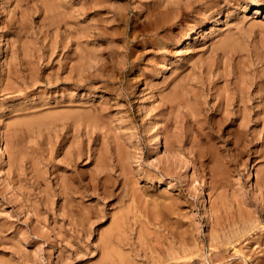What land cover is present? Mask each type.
<instances>
[{"label": "rangeland", "instance_id": "rangeland-1", "mask_svg": "<svg viewBox=\"0 0 264 264\" xmlns=\"http://www.w3.org/2000/svg\"><path fill=\"white\" fill-rule=\"evenodd\" d=\"M175 14H178L177 18ZM165 19L167 22H163ZM188 31L191 38L182 46H185L184 50H176V39ZM96 33L100 36L96 37ZM164 33L167 38H173L169 39V47L159 51L154 38ZM227 36H232L237 42L225 50L219 44ZM0 51V101L3 102L0 105V254L4 252L0 255V264H96L103 254L102 245H99L102 234L111 226L114 216L117 218L118 212L126 208L133 212L129 213L130 219L123 227L126 231L119 237L130 239L131 236V240L138 241V250L142 248L136 255L129 248L118 245V256L130 257L129 263L147 264L144 259L160 249L165 255L173 257L171 262L175 264L264 263V0H0ZM163 59L166 63L165 75L156 78L158 67L162 62L164 64ZM177 83H181L182 99L185 103L189 99L190 103L167 112L169 107L165 95L174 90ZM244 84L245 89L256 97L249 102L252 121L246 126V132H241L239 124L237 126L240 120L224 122L221 105L229 92L234 95ZM260 84L261 92L257 88ZM71 105L84 109L82 113L87 114L78 123L73 119L69 123L57 120L56 125L45 124L44 129L35 122V118L51 116L57 113L56 110L64 111ZM192 112H197L199 116L207 114V123L191 122ZM93 114L97 117L94 118ZM13 122L19 124L13 126ZM108 128L113 129L109 131ZM158 128L161 137L159 146L152 138ZM225 133L229 134V138L233 137L232 143L224 138ZM173 141H177L175 145ZM78 145L87 152L77 163L78 169L82 167L80 170L85 171L96 168L95 151L102 155L105 153L103 157L112 162L115 158L113 152L117 155L124 150V160L133 180L132 189L135 187L132 201L130 196L124 206L110 207L105 203L103 206L95 194L86 191L84 199L73 196L76 201L70 207L77 211V215L69 217L67 208L62 205L64 198L55 194L59 185L56 173L63 165L64 152L74 150ZM96 145L100 146L99 149ZM215 150L235 153L230 158H222L214 155ZM200 151L204 155L200 156ZM250 170L255 173L254 182L257 185L248 180ZM202 196L209 203L210 209L206 207L208 212L203 206ZM138 201L141 203L139 206ZM76 207H79L78 210ZM142 207L144 210L140 209ZM80 210L95 211L94 214L100 210L103 216L95 223H91L92 219L83 229L76 219ZM161 221L165 223L162 225ZM152 240L161 246L155 245ZM14 244L21 245L23 250L17 247V251ZM10 245L13 247L10 248ZM194 245L195 248H192ZM180 248L183 250L181 254ZM146 251L148 254L144 253Z\"/></svg>", "mask_w": 264, "mask_h": 264}, {"label": "bare ground", "instance_id": "bare-ground-1", "mask_svg": "<svg viewBox=\"0 0 264 264\" xmlns=\"http://www.w3.org/2000/svg\"><path fill=\"white\" fill-rule=\"evenodd\" d=\"M91 1V0H90ZM94 1V0H93ZM58 2V1H57ZM62 2V1H61ZM83 2V1H82ZM77 3H79V2H77ZM93 3V2H92ZM99 3V2H98ZM104 3V2H103ZM214 3V2H213ZM217 3V2H216ZM57 4V3H56ZM61 4V3H60ZM65 4V3H64ZM68 4H70V3H68ZM75 4V3H74ZM96 4V3H95ZM95 4L93 5V7H95ZM211 4V3H210ZM210 4H208L209 6H210ZM67 5V4H66ZM85 5V4H84ZM99 5V4H98ZM98 5H96V6H98ZM208 5H207V7H208ZM213 5H215V3L213 4ZM69 6V5H68ZM64 7V6H63ZM85 7H86V5H85ZM187 7V6H186ZM210 7H212V6H210ZM65 8V7H64ZM68 8V7H67ZM188 8V7H187ZM213 8H215V7H213ZM212 8V9H213ZM49 9V8H48ZM87 9H88V7H87ZM205 9H207V8H205ZM74 10H75V8H74ZM80 10V9H79ZM83 10V9H82ZM184 10H185V8H184ZM195 10V9H194ZM193 10V11H194ZM197 10V9H196ZM199 10V9H198ZM215 10V9H214ZM221 10V9H220ZM85 11V10H84ZM88 11V10H87ZM70 12V11H69ZM98 12V11H97ZM256 12V11H255ZM58 13V12H57ZM66 13V12H65ZM65 13H64V15H65ZM96 13V12H95ZM74 14V13H73ZM195 14H197V13H195ZM210 14H211V12H210ZM61 15H63V13L61 14ZM78 15H80V14H78ZM90 15V14H89ZM176 15V14H175ZM178 15V14H177ZM177 15H176V18H177ZM214 15V14H213ZM212 15V16H213ZM56 16V15H55ZM60 16V15H59ZM66 16V15H65ZM70 17V16H69ZM83 17V16H82ZM209 17H210V15H209ZM74 18V17H73ZM76 18V17H75ZM98 18V17H97ZM206 18V17H205ZM208 18V17H207ZM52 19V18H51ZM93 19H95V18H93ZM155 20H156V18H154ZM153 19V20H154ZM211 19V18H210ZM63 20V19H62ZM69 20V19H68ZM78 20V19H77ZM81 20V19H80ZM83 20V19H82ZM153 20H151V21H153ZM171 20V19H170ZM197 20V19H196ZM195 20V22H197ZM56 21V20H55ZM72 21H74V20H72ZM160 21V20H159ZM162 21V20H161ZM164 21H166V19L165 20H163V22ZM65 22H66V20H65ZM70 22H71V19H70ZM78 22H79V20H78ZM96 22H98V21H96ZM167 22V21H166ZM165 22V23H166ZM194 22V21H193ZM53 23H55V22H53ZM151 23V22H150ZM156 23V21H154V24ZM159 23V22H158ZM161 23V22H160ZM71 24V23H70ZM70 24H69V26H70ZM80 24V23H79ZM91 24V23H90ZM153 24V25H154ZM75 25V24H74ZM156 25V24H155ZM161 25V24H160ZM165 25V24H164ZM163 25V26H164ZM194 25H197V24H193V26ZM200 25V24H199ZM58 26V25H57ZM72 26V25H71ZM192 26V27H193ZM159 27V26H158ZM191 27V28H192ZM75 28V27H74ZM90 28V27H89ZM65 29H66V27H65ZM72 29V28H71ZM194 29H196V27L194 28ZM102 30V29H101ZM100 30V31H101ZM154 30V29H153ZM156 30V29H155ZM166 30V29H165ZM198 30V29H197ZM196 30V31H197ZM74 31H76V30H74ZM78 31H81V33H82V30H79V28H78ZM88 31V30H87ZM186 31V30H185ZM57 32V31H56ZM64 32H65V30H64ZM102 32V31H101ZM230 32V31H229ZM229 32H228V34H229ZM67 33H68V31H67ZM89 33V32H88ZM160 33V32H159ZM199 33V32H198ZM69 34V33H68ZM71 34V33H70ZM156 34H158V32L156 33ZM156 34H153V35H156ZM197 34V32H195V35ZM58 35V34H57ZM73 35V34H72ZM76 35V34H75ZM83 35V34H82ZM151 35V34H150ZM167 35V34H166ZM182 35V34H181ZM221 35V34H220ZM233 35V34H232ZM85 36V35H84ZM100 35L98 34V33H96V37H99ZM234 37H235V35H233ZM71 37V36H70ZM75 37V36H74ZM154 37V36H153ZM156 37V36H155ZM223 37V36H222ZM225 37V36H224ZM238 36H236V38H237ZM64 38H66V37H64ZM69 38V37H68ZM73 38V37H72ZM144 38V37H143ZM146 38V37H145ZM171 38V39H170ZM172 38L173 37H169V38H167L166 36H165V33L163 34V35H158L156 38H154L155 40V43H156V48L158 47V50L160 49H164V48H166V47H169V41L170 40H172ZM191 37H190V32L188 31V32H186L185 34H183L182 36H180V37H178L177 39H176V45H175V49L176 50H181L182 48H184V47H182L185 43H186V41L188 40V39H190ZM67 39V38H66ZM103 39V38H102ZM152 39V38H151ZM170 39V40H169ZM79 40H81V39H78V41ZM100 40V39H99ZM64 41V40H63ZM73 41V40H72ZM76 41V40H75ZM89 41V40H88ZM154 41H152L151 40V42H153L154 43ZM173 41H174V39H173ZM172 41V42H173ZM242 41V40H241ZM66 42V41H65ZM74 42V41H73ZM82 42V41H81ZM80 42V43H81ZM85 42V41H84ZM236 42L237 41H235L234 39H233V37L232 36H227L226 38H224L221 42H220V44H219V47H222L223 49H225V48H228V47H230V46H233V45H235L236 44ZM59 43H61V42H59ZM83 43V42H82ZM72 44V43H71ZM75 44H76V42H75ZM217 44V43H216ZM242 44V43H241ZM69 45H70V43H69ZM66 47H68L69 48V46L67 45ZM153 47H154V45H153ZM171 47V46H170ZM76 48L78 49V47L76 46ZM217 48H218V46H217ZM80 49H82V48H80ZM170 49V48H169ZM218 49H220V48H218ZM157 50V51H158ZM159 50V51H160ZM166 50V49H165ZM173 50V49H172ZM171 50V51H172ZM182 50H184V49H182ZM226 50V49H225ZM238 50V49H237ZM48 51H49V49H48ZM51 51V50H50ZM168 51V50H167ZM170 51V52H171ZM175 51V50H174ZM66 52V51H65ZM225 52V51H224ZM256 52V51H255ZM70 53V52H69ZM82 54H83V52H82ZM162 54V53H161ZM87 55H89V53L87 54ZM222 55H224V54H222ZM2 56V51H0V57ZM67 57V56H66ZM87 57V56H86ZM68 58V57H67ZM85 58V57H84ZM89 58V57H88ZM163 58H165V57H163ZM70 59V58H69ZM167 59V58H166ZM210 59V58H209ZM22 60V59H21ZM161 60H162V58H161ZM165 59H163V61H164ZM168 60V59H167ZM71 61V60H70ZM211 61V60H210ZM213 62V61H212ZM236 62H237V60H236ZM239 62V61H238ZM23 63V62H22ZM165 61H164V64H163V62H162V64H160V66L158 67L159 69H158V75L156 76V78H159V77H163L165 74H164V68H165ZM215 64V63H214ZM237 64V63H236ZM205 65V64H204ZM203 65V66H204ZM221 65V64H220ZM235 65V64H234ZM237 65H239V64H237ZM236 65V66H237ZM241 65V64H240ZM218 67H219V65H217ZM223 66V65H222ZM235 66V67H236ZM205 67H207V66H205ZM79 68V67H78ZM220 68H221V66H220ZM240 68H241V66H240ZM245 68V67H244ZM20 69V68H19ZM205 69V68H204ZM214 69V68H213ZM229 69V68H228ZM242 69V68H241ZM79 70V69H78ZM208 70V69H207ZM223 70V69H222ZM225 70V69H224ZM237 70V69H236ZM17 72V71H16ZM204 72V71H203ZM13 73V72H12ZM19 73V72H18ZM71 73V72H70ZM80 73V72H79ZM227 73V72H226ZM229 73V72H228ZM246 73V72H245ZM200 74V73H199ZM211 74V73H210ZM224 74V73H223ZM238 74V73H237ZM13 75V74H12ZM78 75V74H77ZM80 75V74H79ZM226 75V74H225ZM235 75V74H234ZM233 75V76H234ZM242 76V75H241ZM67 77V76H66ZM228 77V76H227ZM235 77V76H234ZM238 77V76H237ZM243 77V76H242ZM242 77H241V80H242ZM86 78V77H85ZM155 78V79H156ZM68 79V78H67ZM84 79V78H83ZM78 80V79H77ZM86 80V79H85ZM240 80V81H241ZM82 81V80H81ZM183 83H184V81H183V79L181 80ZM187 81V80H186ZM32 82H34V81H32ZM84 82V81H83ZM179 82H180V80H179ZM193 82V81H192ZM216 82V81H215ZM244 82V81H243ZM187 83V82H186ZM190 83V82H189ZM188 83V84H189ZM193 84V83H192ZM199 84V83H198ZM201 84V83H200ZM205 84V83H204ZM207 84V83H206ZM211 84V83H210ZM239 84H240V82H239ZM247 84V83H246ZM64 85V84H63ZM85 85V84H84ZM83 85V86H84ZM89 85V84H88ZM194 85V84H193ZM202 85V84H201ZM249 85V84H248ZM76 86V85H75ZM92 86V85H91ZM97 86V85H96ZM189 86H192V85H189ZM197 86H199V85H197ZM203 86V85H202ZM221 86H223L222 84H221ZM87 87V86H86ZM193 87V86H192ZM238 87V86H237ZM237 87H236V89H237ZM246 87H247V85H246ZM262 87V85L260 84V85H257V88H258V91H260L261 92V90L260 89H262L261 88ZM264 87V86H263ZM63 88V87H62ZM71 88H72V85H71ZM74 88V87H73ZM84 88V87H83ZM82 88V89H83ZM87 88H89V87H87ZM189 88V87H188ZM223 88H224V86H223ZM251 87H249V89H250ZM20 89V88H19ZM67 89V88H66ZM66 89H64L65 91H66ZM77 89V88H76ZM181 83H177V85H175V88H174V90H172V91H170L168 94H166L165 95V98H167V102H168V106L167 107H169L168 108V111L167 112H173V110H175V108L176 107H180L181 105H184V104H187L188 102H189V99H186L187 100V102L185 103V99H182L183 98V95H182V92H181ZM219 89V88H218ZM238 89H239V87H238ZM255 89V88H254ZM69 90V89H68ZM86 90V89H85ZM87 90H89V89H87ZM195 90H197V89H195ZM199 90V89H198ZM201 90V89H200ZM209 90V89H208ZM212 90V89H211ZM264 90V89H263ZM71 91H72V89H71ZM70 91V92H71ZM188 91H189V89H188ZM213 91V90H212ZM217 91V90H216ZM254 91V90H253ZM252 91V92H253ZM210 92V91H209ZM214 92V91H213ZM116 93V92H115ZM202 93V92H201ZM224 93V92H223ZM70 94V93H69ZM73 94V93H72ZM118 94V93H117ZM200 94V93H199ZM199 94H198V96H199ZM194 95H197V94H195L194 93ZM224 95H226V93H224ZM70 96V95H69ZM205 96V95H204ZM221 97V96H220ZM256 97V94H254V95H251V93H250V90H246L245 89V84H244V86H241V88L239 89V90H237V92H234V95H232L231 94V92H229L228 94H227V97L225 98V102H224V104L222 103V107L221 108H223L224 109V122H238V120H240L238 123H237V126H238V124H239V126H240V131L241 132H246L245 130H246V126L249 124V123H251V121H252V118L250 117V109H252L251 108V104L249 103L250 102V100H252V98H255ZM258 97V96H257ZM201 98V97H200ZM259 98V97H258ZM215 99H216V97H215ZM221 99V98H220ZM264 99V98H263ZM192 101V100H191ZM218 101V100H217ZM220 101V100H219ZM70 102V101H69ZM195 102V101H194ZM222 102H223V100H222ZM258 102V101H257ZM2 101H0V105L2 106ZM66 103H68L67 101H66ZM72 103V102H71ZM190 103V102H189ZM192 103V102H191ZM65 104V103H64ZM69 104V103H68ZM79 104V103H78ZM81 105V104H80ZM80 105H78V106H80ZM189 106H190V104H188ZM217 105V104H216ZM63 106V105H62ZM65 106V105H64ZM75 106V105H74ZM83 106V105H82ZM93 106V105H92ZM91 106V107H92ZM187 106V105H186ZM202 106H203V104H202ZM232 106V107H231ZM59 107V106H58ZM77 107V106H76ZM84 107V106H83ZM99 107V106H98ZM236 107V108H235ZM52 108V107H51ZM87 108V107H86ZM95 108V107H94ZM189 108V107H188ZM213 108V107H212ZM77 109H79V108H77ZM75 107H72V105L71 106H68V107H66V109L64 110V111H58V110H56L57 111V113H54V114H51V116L49 115L48 117H47V115H43V116H41V117H38V118H35V122L38 124V126L39 127H42V128H44V125L46 124V125H51V124H54V125H56L57 124V120H59V121H62V123H69V121L71 120L72 121V119H73V121L75 122H77V121H80L81 120V118L83 117V115L85 114V113H82L83 111H84V109L83 110H81V109H79V110H77ZM89 109V108H88ZM199 109V108H198ZM92 111V110H91ZM100 112V111H99ZM199 112V111H198ZM49 113V112H48ZM191 113V112H190ZM200 113V112H199ZM41 114V113H40ZM202 114V113H201ZM214 114V113H213ZM39 115V114H38ZM42 115V114H41ZM85 115H87V114H85ZM91 115V114H90ZM89 115V116H90ZM99 115V114H98ZM222 115V114H221ZM35 116V115H34ZM89 116H87V117H89ZM100 116H102V117H104L103 115H100ZM106 116V115H105ZM214 116V115H213ZM18 117V116H17ZM86 117V118H87ZM92 117V116H91ZM93 117L95 118V117H97V116H94V114H93ZM191 117H192V119H191V122H193V121H197L200 125L202 124V125H204L205 123H207V121H208V115L206 114V115H204V116H202V115H198L197 114V112H192V114H191ZM219 117V116H218ZM23 118V117H22ZM48 118H50V119H48ZM84 118V117H83ZM213 118V117H212ZM220 118V117H219ZM101 120H102V118H100ZM100 119H99V121H100ZM209 119H210V117H209ZM217 119V118H216ZM16 120V119H15ZM18 120V119H17ZM27 120V119H26ZM34 120V119H33ZM33 120H32V122L31 123H33ZM85 120V119H84ZM88 120V119H87ZM97 120V119H96ZM95 120V121H96ZM23 121H25V120H23ZM30 121H31V119H30ZM94 121V120H93ZM93 121H92V123H93ZM104 121V120H103ZM102 121V122H103ZM15 122V121H14ZM14 122H13V126L14 125H16V124H14ZM20 122V121H19ZM34 122V123H35ZM75 122V123H76ZM85 122V121H84ZM83 122V123H84ZM101 122V123H102ZM233 122V123H234ZM21 123H23V122H21ZM25 123V122H24ZM23 123V124H24ZM59 123V122H58ZM71 123H73V122H71ZM75 123H73V124H75ZM78 123V122H77ZM89 123V122H88ZM91 123V124H92ZM19 124V123H18ZM28 124V123H27ZM217 124V123H216ZM232 124V123H231ZM20 125H22V124H20ZM60 125H61V123H60ZM69 125V124H68ZM78 125V124H77ZM93 125V124H92ZM96 125H97V122H96ZM95 125V126H96ZM263 125H264V123H263ZM12 126V125H11ZM12 126V127H13ZM63 126V125H62ZM89 126H91V125H89ZM228 126V125H227ZM232 126V125H231ZM26 127H28V126H26ZM36 127V126H35ZM38 127V128H39ZM52 127V126H51ZM57 127V126H56ZM107 127V126H106ZM111 127H112V125H111ZM114 127V126H113ZM225 127H226V125H225ZM264 127V126H263ZM25 128V127H24ZM50 128V127H49ZM59 128H61L62 129V127L60 126ZM92 128H94V127H92ZM101 128V127H100ZM115 128V127H114ZM13 129V128H12ZM19 129H20V127H19ZM22 129V128H21ZM45 129V128H44ZM56 129V128H55ZM74 129V128H73ZM109 129V128H108ZM113 128H111V129H109V131L110 130H112ZM225 129V128H224ZM238 129V128H237ZM261 129V128H260ZM43 130V129H42ZM46 130H48V129H46ZM85 130V129H84ZM92 130V129H91ZM90 130V131H91ZM11 131V130H10ZM73 131H75V130H73ZM100 131V130H99ZM108 131V132H109ZM13 132V131H12ZM101 132V131H100ZM227 132V131H226ZM241 132H239V133H241ZM19 133V132H18ZM67 133V132H66ZM75 133V132H74ZM84 133V132H83ZM92 133H93V131H92ZM111 133H113V131L111 132ZM229 133V132H228ZM228 133H225V135H223L224 136V138L226 139V140H228L229 141V143L231 142V140H233V137L232 138H229V134ZM14 134V133H13ZM16 135H17V133H15ZM24 134V133H23ZM72 134V133H71ZM76 134V133H75ZM243 134V133H242ZM20 135H21V133H20ZM74 135V134H73ZM104 135V134H103ZM114 135H115V133H114ZM113 135V136H114ZM72 136V135H71ZM75 136V135H74ZM87 136V135H86ZM101 136V135H100ZM153 136V135H152ZM217 136V135H216ZM244 136V135H243ZM8 137V136H7ZM15 137V136H14ZM70 137V136H69ZM105 138V137H104ZM154 140H155V142H156V145L157 146H159L160 145V143H161V140H160V128H158V130H157V134H155L153 137H152ZM238 138V137H237ZM11 139V138H10ZM23 139V138H22ZM17 140H19V139H17ZM78 140H80V137H79V139ZM82 140V139H81ZM85 140V139H84ZM119 140V139H118ZM170 140V139H169ZM173 140V139H172ZM263 140V139H262ZM23 141V140H22ZM66 141V140H65ZM76 140H74V142H75ZM116 141V140H115ZM168 141V140H167ZM247 141V140H246ZM20 142V141H19ZM50 142V141H49ZM113 142V141H112ZM177 142V141H176ZM175 142V143H176ZM235 142V141H234ZM24 143V142H23ZM68 143V142H67ZM78 143V142H77ZM175 143H174V141H173V144L175 145ZM232 143V142H231ZM237 143V142H236ZM17 144V143H16ZM99 144V143H98ZM119 144V143H118ZM123 143H121V144H119V145H122ZM172 144V145H173ZM234 144V143H233ZM19 145H21L22 146V144L20 143ZM87 145V144H86ZM105 145V144H104ZM117 145V144H116ZM125 145V144H124ZM81 145H78V146H76L77 148L76 149H74V150H70V151H68L67 152V150H66V152H64V153H66L65 155H64V157L62 158V164L63 165H61L58 169L57 168H55V169H57V173H56V176L58 177V179H59V185H57L58 186V188H56L57 190H56V192H55V194H58V196H59V198H64V203H62V205H64L66 208H67V214L69 213V217H70V215H72V216H74L75 217V215H77V211L75 212L70 206H72V204H73V202L75 203V201H74V199L75 198H73V196H80V197H84L85 196V192L86 191H88V192H90V194L91 195H93V194H95V196H96V198L98 199V201H99V203H103L102 205L104 206V203L107 205V206H114V205H117V208H118V206L119 205H121V206H124L125 204H124V202H125V200L127 201H129V199L128 198H130V196H131V201H132V194L134 193V191L135 190H133L132 189V182H133V180L131 181V179H130V173L128 172V164H126V162H125V160H124V157H125V155L123 154V151H119L118 153H117V155L115 154V151L114 150H112V151H114L113 152V154H114V160H117V161H114L113 159H112V162H110V159L107 157L106 158V156L105 157H103V155H105V153L102 155V154H99V151L97 150V149H95V150H97L98 151V153H97V151H95L94 153L95 154H97L95 157L97 158L96 159V168H93V169H90V170H88V171H85V170H80V168H82V167H80L79 169H78V165H77V163L79 162V160H80V158L85 154V153H87V152H85L84 151V148H81L80 147ZM106 146V145H105ZM113 146H114V144H113ZM125 146H127V145H125ZM214 146V145H213ZM231 146V145H230ZM234 146H236V145H234ZM240 146V145H239ZM96 147H98V145H96ZM100 147V146H99ZM99 147H98V149H99ZM121 147V146H120ZM124 147V146H123ZM129 147V146H128ZM168 143H166V148L168 149ZM202 147V146H201ZM21 148V147H20ZM69 148V147H68ZM86 148V147H85ZM93 148V147H92ZM95 148V147H94ZM93 148V149H94ZM102 148V147H101ZM100 148V149H101ZM116 148H118V147H116ZM127 148V147H126ZM211 148V147H210ZM259 148V147H258ZM87 150H88V148H86ZM112 149V148H111ZM110 149V150H111ZM122 149V148H121ZM120 149V150H121ZM213 149V148H212ZM263 149V148H262ZM86 150V151H87ZM104 150V149H103ZM118 150V149H117ZM171 150V149H170ZM221 150H223L222 148H221ZM15 151H16V149H15ZM22 151H23V149H22ZM224 151V150H223ZM235 151V150H234ZM209 152V151H208ZM13 153V151L11 152V154ZM18 153V152H17ZM109 153V152H108ZM128 153V152H127ZM196 153V152H195ZM214 153V155L216 156V157H232V155H234V153H232V151L231 150H229V151H226V153H223V152H221L220 150L219 151H214L213 152ZM256 154V153H255ZM263 154H264V152H263ZM108 155V154H107ZM197 155V154H196ZM199 155L200 156H202V155H204V153L202 152V151H200L199 152ZM14 156V155H13ZM85 156H86V154H85ZM92 156V155H91ZM199 156V157H200ZM213 156V155H212ZM21 157V156H20ZM111 157V156H110ZM210 157V156H209ZM259 157V156H258ZM17 158V157H16ZM27 158V157H26ZM94 158V157H93ZM92 158V159H93ZM14 159H15V157H14ZM20 159V158H19ZM29 159V158H28ZM31 159V158H30ZM127 159V158H126ZM201 159V158H200ZM213 159H215V158H213ZM221 159V158H220ZM15 161V160H14ZM33 161V160H32ZM35 161V160H34ZM92 161V160H91ZM208 161V160H207ZM211 161V160H210ZM19 162V161H18ZM218 162H220V161H218ZM224 162V161H223ZM16 163H17V161H16ZM15 163V164H16ZM32 164H33V162H31ZM228 163V162H227ZM35 164H36V162H35ZM92 164H94V163H92ZM174 164V163H173ZM12 165V164H11ZM38 165V164H37ZM219 165V164H218ZM32 166H34V165H32ZM165 166V165H164ZM211 166V165H210ZM36 167V166H35ZM87 167V166H86ZM117 167V168H116ZM170 167H171V164H170ZM38 168V167H37ZM114 168H116V170L115 171H113L112 169H114ZM167 168H168V166H167ZM225 168V167H224ZM32 169H35L34 167H32ZM163 169H164V167H163ZM222 169V168H221ZM119 170V171H118ZM131 170V169H130ZM225 170H227V169H225ZM55 171V170H54ZM231 171V170H230ZM43 171H41V173H42ZM38 173V172H37ZM40 173V172H39ZM264 173V172H263ZM34 176H35V174H33ZM153 175V174H152ZM254 175H255V173L254 172H252V170H250V172H249V174H248V180L251 182V184L252 183H255L254 182ZM259 175V174H258ZM33 176V177H34ZM150 176V175H149ZM148 176V177H149ZM156 176V175H155ZM131 177H133V176H131ZM259 177V176H258ZM153 178V177H152ZM257 178V177H256ZM42 179V178H41ZM136 179V178H135ZM155 179V178H154ZM160 179V178H159ZM35 180H36V176H35ZM37 180H39L38 178H37ZM262 180V178L260 179V181ZM40 181V180H39ZM161 181V180H160ZM256 181V180H255ZM135 183H137V182H134V184ZM256 184V183H255ZM137 185V184H136ZM135 185V186H136ZM257 185V184H256ZM255 186V185H254ZM137 189V188H136ZM139 189V188H138ZM137 189V191H139ZM226 189V188H225ZM263 191V190H262ZM140 192V191H139ZM144 192V191H143ZM257 192V191H256ZM255 192V193H256ZM138 193V192H137ZM137 193H136V195H137ZM142 193V192H141ZM52 194V193H51ZM236 194V193H235ZM234 194V195H235ZM257 195H259L258 193H256ZM264 194V193H263ZM53 195V194H52ZM135 195V194H134ZM148 195V194H147ZM238 195V194H237ZM54 196V195H53ZM239 196V195H238ZM79 197V198H80ZM94 197V196H93ZM137 197L139 198V195H137ZM147 197V196H146ZM145 197V198H146ZM150 197V196H149ZM152 197V196H151ZM158 197H159V195H158ZM162 197V196H161ZM161 197H159V198H161ZM203 197V206L206 208V207H208V209H210V206H209V203H208V201H207V199L204 197V196H202ZM232 197V196H231ZM89 198V197H88ZM134 198H135V196H134ZM142 198H143V195H142ZM153 198V200H154V196L152 197ZM258 198V197H257ZM77 199V198H76ZM84 199V198H83ZM147 199V198H146ZM86 200V199H85ZM135 200V199H134ZM134 200H133V202H134ZM140 200V199H139ZM260 200H261V198H260ZM83 201V200H82ZM131 201H130V203H131ZM141 201V200H140ZM140 201H138V206H139V204L141 205V203H142V201H141V203H140ZM163 201V200H162ZM243 201V200H242ZM132 202V203H133ZM157 202H159L158 200H157ZM167 202V201H166ZM235 202V201H234ZM263 202V201H262ZM98 203V202H97ZM132 203L130 204V206L132 205ZM135 203V202H134ZM136 203H137V200H136ZM69 204V205H68ZM79 204V207H80V203H78ZM124 204V205H123ZM151 204V203H150ZM161 204H162V202H161ZM75 205V204H74ZM91 205V204H90ZM97 205V204H96ZM137 205V204H136ZM177 205V204H176ZM121 206H119V207H121ZM127 206H128V204H127ZM138 206H136V208L138 207ZM143 206V205H142ZM155 206H156V204H155ZM169 206V205H168ZM178 206V205H177ZM62 207V206H61ZM64 207V208H65ZM78 207V208H79ZM81 207H83V206H81ZM131 207H133V206H131ZM144 207H146L145 205H144ZM149 207H151V205H149ZM153 207H154V204H153ZM152 207V208H153ZM156 207H158V205L156 206ZM218 207V206H217ZM238 207V206H237ZM249 207V206H248ZM73 208H75V207H73ZM77 208V207H76ZM78 208H77V210H78ZM87 208H88V206H87ZM86 208V209H87ZM90 208V207H89ZM88 208V209H89ZM93 208V207H92ZM97 208H98V205H97ZM96 208V209H97ZM113 208V210H114V207H112ZM116 208V207H115ZM126 208V207H125ZM167 208V207H166ZM180 208V207H179ZM240 208H242V205H241V207ZM239 208V209H240ZM91 209V208H90ZM89 209V210H90ZM107 209V208H106ZM124 209V208H123ZM131 209H133V208H131ZM140 209H142V210H144L143 209V207L142 208H140ZM140 209H138V210H140ZM146 209V208H145ZM208 209L206 208V210H207V212H208ZM61 210H62V208H61ZM85 210V209H84ZM92 210V209H91ZM94 210V209H93ZM100 210H102V209H100ZM100 210H96V214H94V212H92V211H90V212H92L93 214H90V212H87V211H83V212H81V210L79 211V213H80V215H79V217H77L76 219H77V223L79 224V225H81V228L83 227V226H86L88 223L90 224V222H91V220L92 219H94V220H92V222L91 223H95L96 221H97V219H100L101 218V216H103L102 214H100L101 212H100ZM147 210V209H146ZM155 210H157V208H155ZM169 210V209H168ZM213 210V209H212ZM241 210V209H240ZM245 210V209H244ZM112 211V210H111ZM116 211V210H115ZM153 211V210H152ZM184 211V210H183ZM235 211V210H234ZM64 212V211H63ZM66 212V211H65ZM107 212V211H106ZM130 212H133V210H131L130 211V209L129 208H126V210H124V211H122V212H118L119 214H118V216H117V218H116V216H114L115 217V219L113 220V222L111 223V226L102 234V236H101V244H99L100 246H101V248H103V254H102V256H100L101 257V259L99 260L98 259V261H96L97 263L96 264H132V263H129V258H127L125 255H122V256H120V258H119V256H118V254H120V253H118V245L121 247H127L126 249H130L131 251H134L135 253L134 254H136V255H139V250L140 249H142V248H140L139 250H138V241L137 242H135V240H131V236H130V239L126 236V238L125 237H119L120 235L122 236V233H123V231H126V230H123V227H125V225L127 224V222H128V220L130 219V215H129V213ZM137 213H138V211H136ZM140 212H141V210H140ZM165 212H166V210H165ZM168 212V211H167ZM185 212V211H184ZM207 212H205V213H207ZM115 213V212H114ZM135 213V212H134ZM156 213V212H155ZM155 213H154V215H153V217L155 216ZM160 213H161V211H160ZM178 213V212H177ZM231 213V212H230ZM235 213V212H234ZM113 214V213H112ZM139 214V213H138ZM143 214V213H142ZM145 214V213H144ZM147 214V213H146ZM153 214V213H152ZM171 214V213H170ZM209 214H210V212H209ZM249 214V213H248ZM252 214V213H251ZM132 215V214H131ZM135 215H136V213H135ZM148 215H149V213H148ZM162 215V214H161ZM179 215H181V214H179ZM179 215H176V216H178L179 217ZM183 215V214H182ZM239 215V214H238ZM241 215V214H240ZM246 215H247V213H246ZM245 215V216H246ZM254 215H256V214H254ZM67 216V215H66ZM105 216V215H104ZM163 216H164V214H163ZM174 216V215H173ZM253 216V215H252ZM73 217V218H74ZM113 217V218H114ZM142 217V216H141ZM141 217H139V218H141ZM149 217V216H148ZM157 217H159V216H157ZM186 217V216H185ZM134 218H135V216H134ZM156 218V217H155ZM160 218H161V216H160ZM165 218V217H164ZM175 218V217H174ZM208 218H209V216H208ZM232 218H234V217H232ZM255 218V217H254ZM38 219V218H37ZM70 219H72V218H70ZM102 219V218H101ZM133 219V218H132ZM138 219V218H137ZM177 219V218H176ZM175 219V220H176ZM244 219H246L245 217H244ZM248 219V218H247ZM256 219V218H255ZM73 220V219H72ZM112 220V219H111ZM152 220H153V218H152ZM154 220H157V219H154ZM179 220V219H178ZM188 220V219H187ZM143 221V220H142ZM173 221V220H172ZM74 222H75V220H74ZM148 222V221H147ZM153 222V221H152ZM155 222V221H154ZM162 222V221H161ZM160 222V223H161ZM164 222V221H163ZM163 222H162V225H163ZM167 222V221H166ZM176 222V221H175ZM174 222V223H175ZM252 222V221H251ZM131 223V221L128 223V224H130ZM132 223H133V220H132ZM165 223V222H164ZM169 223V222H168ZM249 224H251L250 222H248ZM255 223H256V221H255ZM75 224V223H74ZM141 224V223H140ZM154 224V223H153ZM189 224V223H188ZM254 224V223H253ZM135 225V224H134ZM148 225H149V223H148ZM161 225V224H160ZM175 226H176V224H174ZM173 225V226H174ZM179 225V224H178ZM182 225H183V223H182ZM231 225V224H230ZM233 225H236V224H233ZM239 225V224H238ZM240 225H241V223H240ZM78 226V225H77ZM90 226V225H89ZM92 226V225H91ZM147 226V225H146ZM173 226H171V227H173ZM185 226V225H184ZM224 226V225H223ZM237 226V225H236ZM245 226H246V224H245ZM252 226V225H251ZM148 227V226H147ZM151 227V226H150ZM149 227V228H150ZM160 227V226H159ZM162 227V226H161ZM164 227V226H163ZM170 227V226H169ZM180 227H181V223H180ZM189 227V226H188ZM193 227V226H192ZM221 227V226H220ZM250 227V226H249ZM262 227V226H261ZM79 228V227H78ZM129 229H130V226L128 227ZM140 228H142V227H140ZM166 228V227H165ZM174 228V227H173ZM172 228V230H174ZM219 228V227H218ZM224 228V227H223ZM233 228V227H232ZM83 229H86V228H84L83 227ZM88 229V228H87ZM133 229H134V226H133ZM136 229V228H135ZM152 229V228H151ZM155 229V228H154ZM162 229V228H161ZM182 229V228H181ZM190 229V228H189ZM197 229V228H196ZM239 229H240V227H239ZM248 229V228H247ZM247 229L245 230V231H247ZM128 230V229H127ZM143 230H144V228H143ZM149 229H147V231H148ZM171 230V229H170ZM183 230H185V229H183ZM232 230V229H231ZM236 230V229H235ZM240 230H243L242 229V227H241V229ZM86 231V230H85ZM84 231V232H85ZM130 231V230H129ZM140 231V230H139ZM150 232H152L151 230H149ZM159 231V230H158ZM175 231V230H174ZM177 231L178 230H176V233H177ZM180 231H182V230H180ZM25 232V231H24ZM131 232V231H130ZM160 232V231H159ZM159 232H158V235H159ZM162 232V231H161ZM169 232V231H168ZM170 232H173V231H170ZM191 232V231H190ZM214 232V231H213ZM212 232V234H214ZM222 232V231H221ZM249 232V231H248ZM128 233V232H127ZM134 233H136V232H133V234ZM140 233V232H139ZM142 233V232H141ZM144 233H145V231H144ZM153 233V232H152ZM174 233V232H173ZM178 233H180V232H178ZM184 233H186V231L184 232ZM237 233V232H236ZM245 233V232H244ZM130 234V233H129ZM132 234V235H133ZM146 234H147V232H146ZM145 234V235H146ZM148 234H149V232H148ZM147 234V235H148ZM171 234V233H170ZM192 234V233H191ZM194 234V233H193ZM210 234V233H209ZM208 234V235H209ZM227 234V233H226ZM87 235H88V233H87ZM146 235V236H147ZM152 235H154V234H152ZM155 235H157V234H155ZM161 235H164L165 236V234H161ZM173 235V234H172ZM172 235H168V236H172ZM176 235H178V234H176ZM186 235V234H185ZM232 235V234H231ZM247 235V234H246ZM18 236V235H17ZM28 236V235H27ZM142 236H143V234H142ZM211 236V235H210ZM224 235H222V237H223ZM12 237H14V236H11V238ZM134 237V236H133ZM145 236H143V238H144ZM150 237V236H149ZM158 236H156V238H157ZM161 237H163V236H161ZM167 237V236H166ZM173 237V236H172ZM171 237V238H172ZM189 237V236H188ZM194 237V236H193ZM197 237V236H196ZM228 237V236H227ZM240 237H241V235H240ZM15 238V237H14ZM18 238V237H17ZM179 238H181V237H179ZM178 238V239H179ZM210 238H212V237H210ZM224 238V237H223ZM222 238V239H223ZM23 239V238H22ZM26 239V238H25ZM140 239V238H139ZM142 239V238H141ZM153 239H155V238H153ZM160 239V238H159ZM159 239H157V240H159ZM174 239V238H173ZM172 239V240H173ZM177 239V238H176ZM181 239H183V238H181ZM185 239H187V238H185ZM239 239V238H238ZM242 239V238H241ZM137 240V239H136ZM145 242H147V237L145 238ZM150 240H151V238H150ZM161 240V239H160ZM188 240V239H187ZM191 239H189V241H190ZM199 240V239H198ZM213 240H215V239H213ZM216 240H218V239H216ZM220 240V239H219ZM225 240V239H224ZM149 241V240H148ZM153 242H154V240H152ZM151 241V242H152ZM171 241V240H170ZM176 241V240H175ZM178 241V240H177ZM180 241H183V240H180ZM188 241V242H189ZM194 241H196V240H194ZM211 241V240H210ZM228 241V240H227ZM2 242H3V240H2ZM141 242H143V241H141ZM140 242V243H141ZM151 242H149V244H151L152 245V243ZM155 242H156V240H155ZM154 242V243H155ZM161 242H162V240H161ZM164 242V241H163ZM191 242H192V240H191ZM213 242H215V241H213ZM219 242L220 241H218V243L217 244H219ZM225 242V241H224ZM229 242V241H228ZM10 243V242H9ZM9 243H8V245L7 246H9ZM14 243H16V241L14 242ZM168 243V242H167ZM170 243V242H169ZM185 243H186V241H185ZM184 243V244H185ZM201 243V242H200ZM203 243V242H202ZM144 244V243H143ZM159 245V246H161V244H159V242H157V243H155V245ZM171 244V243H170ZM173 244V243H172ZM193 244V243H192ZM195 245L197 244V242L196 243H194ZM210 244H211V242H210ZM213 244V243H212ZM222 244V243H221ZM11 245H12V243H11ZM10 245V248H12L13 246H15V248L14 249H16L17 247H21V249L23 250V248H22V246L20 245V246H16V244H14L13 246H11ZM23 245V244H22ZM140 246H142L141 244H139ZM147 245V244H146ZM150 245V246H151ZM163 245H164V243H163ZM162 245V246H163ZM166 245V244H165ZM195 245L192 247V248H195ZM52 246V245H51ZM144 246V245H143ZM148 246V245H147ZM152 246H154V245H152ZM158 246V247H159ZM175 246V245H174ZM177 246V245H176ZM200 246V245H199ZM203 246V245H202ZM241 246H243V245H241ZM2 247H3V245H2ZM24 247V246H23ZM149 247V246H148ZM165 247H167V246H165ZM171 248H172V246H170ZM181 247V246H180ZM185 247V246H184ZM198 247V246H197ZM215 247V246H214ZM213 247V248H214ZM145 248H146V246H145ZM173 248H177V247H173ZM172 248V249H173ZM191 247H190V245H189V249H190ZM200 248H201V246H200ZM217 248H218V245H217ZM220 248V247H219ZM2 249V248H1ZM4 249H5V246H4ZM7 249V248H6ZM51 249V248H50ZM120 249V248H119ZM163 249V248H162ZM166 249V248H165ZM165 249H163V250H165ZM181 249V248H180ZM186 249H188V248H186ZM188 249V250H189ZM224 249V248H223ZM17 250V249H16ZM19 250V249H18ZM17 250V251H18ZM25 250V249H24ZM52 250V249H51ZM143 250H145L144 248H143ZM143 250L141 251V252H143ZM149 250V249H148ZM153 250H154V248H153ZM152 250V251H153ZM184 250H185V248H184ZM193 250V249H192ZM198 250V249H197ZM217 250V249H216ZM227 250V249H226ZM244 250V249H243ZM242 250V251H243ZM1 251V250H0ZM6 251V250H5ZM9 251V250H8ZM12 251V250H11ZM129 251V250H128ZM128 251H126V252H128ZM177 251H178V249H177ZM182 252L183 250L181 249V250H179V252ZM187 251V250H186ZM185 251V252H186ZM189 251H191V250H189ZM214 251V250H213ZM212 251V252H213ZM220 251H222V250H220ZM219 251V252H220ZM225 251V250H224ZM262 251V250H261ZM13 252V251H12ZM24 252V251H23ZM149 253H151V251H148ZM172 252V251H171ZM181 252H180V254H181ZM192 252V251H191ZM190 252V253H191ZM244 252V251H243ZM255 252H256V250H255ZM255 252H254V254H255ZM260 252V251H259ZM263 253H264V251H262ZM2 253H4V252H2ZM0 254V255H4V254ZM20 253H21V250H20ZM19 253V254H20ZM52 253H53V251H52ZM51 253V254H52ZM129 253V252H128ZM131 253V252H130ZM129 253V254H130ZM144 253H147V251L146 252H144ZM178 253V252H177ZM187 253H188V251H187ZM218 253V252H217ZM8 254V253H7ZM17 254H18V252H17ZM125 254V253H124ZM143 254V253H142ZM148 254V253H147ZM172 255V253H169V255ZM175 254H176V252H175ZM174 254V255H175ZM212 254V253H211ZM25 255H27V252H26V254ZM35 255H36V253H35ZM132 255H133V253H132ZM174 255H172V256H174ZM185 255V254H184ZM194 255V254H193ZM195 255H197V254H195ZM200 255V254H199ZM205 255V254H204ZM214 255V254H213ZM247 255H248V253H247ZM253 255V254H252ZM259 255V254H258ZM10 257H11V255H9ZM8 256V257H9ZM21 256V255H20ZM129 256H131V255H129ZM135 256V255H134ZM133 256V257H134ZM143 256V255H142ZM176 256V255H175ZM187 256V255H186ZM223 256V255H222ZM1 257V256H0ZM6 257V256H5ZM13 257V256H12ZM16 257V256H15ZM25 256H22V258H24ZM182 257H184V256H182ZM195 257V256H194ZM211 257V256H210ZM224 257V256H223ZM254 257V256H253ZM261 257H262V255H261ZM20 258V257H19ZM140 258V257H139ZM144 258V257H143ZM187 258H189V257H187ZM197 258V257H196ZM224 258H226V257H224ZM255 258V257H254ZM260 258V257H259ZM264 258V257H263ZM262 258V259H263ZM6 259H7V257H6ZM8 259H10V258H8ZM12 259V258H11ZM25 259V258H24ZM23 259V260H24ZM131 259H133V258H131ZM178 259H180V258H178ZM203 259V258H202ZM212 259V258H211ZM256 259V258H255ZM12 260H16V258L15 259H12ZM12 260H10L11 262H13ZM20 260V259H19ZM32 260H34V259H32ZM134 260H138V259H134ZM146 262H147V264H172L173 262H171L172 260H173V257H169L168 255H165L164 254V252L162 253V251H161V249L160 250H156V252H155V250H154V252H152V254H149L148 255V257H146L145 259H144ZM175 260V259H174ZM191 260V259H190ZM220 260V259H219ZM257 260H259L258 259V257H257ZM4 261V260H3ZM20 261H22V260H20ZM24 261H27L26 259L24 260ZM139 261V260H138ZM144 261V262H145ZM212 261V260H211ZM215 261V260H214ZM245 261V260H244ZM255 261V260H254ZM18 262V261H17ZM23 262V261H22ZM28 262V261H27ZM35 262V261H34ZM33 262V263H34ZM130 262H131V260H130ZM257 262H259V261H257ZM4 263V262H3ZM25 263V262H24ZM24 263H22V264H24ZM95 263V262H94ZM138 263V262H137ZM141 262H139V264H140ZM177 263V262H176ZM189 263H191V262H189ZM231 263V262H230ZM2 264V263H1ZM5 264H7V263H5ZM20 264V263H19ZM35 264V263H34ZM90 264V263H89ZM134 264H136V263H134ZM146 264V263H145ZM173 264H175V263H173ZM178 264H179V262H178ZM233 264V263H232ZM244 264V263H243ZM254 264H256V263H254ZM261 264H264L263 262L261 263Z\"/></svg>", "mask_w": 264, "mask_h": 264}]
</instances>
